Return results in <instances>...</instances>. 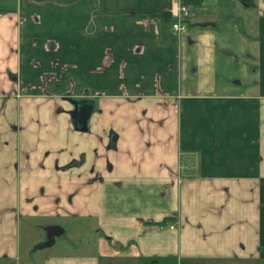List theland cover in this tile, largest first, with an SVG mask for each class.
Wrapping results in <instances>:
<instances>
[{"label":"crops","instance_id":"crops-1","mask_svg":"<svg viewBox=\"0 0 264 264\" xmlns=\"http://www.w3.org/2000/svg\"><path fill=\"white\" fill-rule=\"evenodd\" d=\"M27 218L99 228L42 264H264V0H0V264Z\"/></svg>","mask_w":264,"mask_h":264},{"label":"rangeland","instance_id":"rangeland-1","mask_svg":"<svg viewBox=\"0 0 264 264\" xmlns=\"http://www.w3.org/2000/svg\"><path fill=\"white\" fill-rule=\"evenodd\" d=\"M41 219L27 218L20 222V261L19 264H42L48 255L65 256L70 254H97L98 226L91 219L78 218ZM59 225L64 233L55 238L53 246L41 249L39 245L45 242L44 226ZM103 264V263H101Z\"/></svg>","mask_w":264,"mask_h":264},{"label":"water","instance_id":"water-1","mask_svg":"<svg viewBox=\"0 0 264 264\" xmlns=\"http://www.w3.org/2000/svg\"><path fill=\"white\" fill-rule=\"evenodd\" d=\"M73 104V109L70 112L71 118L74 124L77 126L79 131L87 130V121L92 111V106L79 105L77 101H71ZM46 233V240L39 245V248L44 249L54 245L55 238L62 235L64 230L57 225H49L44 228Z\"/></svg>","mask_w":264,"mask_h":264},{"label":"built area","instance_id":"built-area-1","mask_svg":"<svg viewBox=\"0 0 264 264\" xmlns=\"http://www.w3.org/2000/svg\"><path fill=\"white\" fill-rule=\"evenodd\" d=\"M175 5L176 6L170 10V16L172 19L171 29L178 34L187 30L186 20L190 16V10L186 5L180 3Z\"/></svg>","mask_w":264,"mask_h":264},{"label":"flooded vegetation","instance_id":"flooded-vegetation-1","mask_svg":"<svg viewBox=\"0 0 264 264\" xmlns=\"http://www.w3.org/2000/svg\"><path fill=\"white\" fill-rule=\"evenodd\" d=\"M79 105H82V104H79Z\"/></svg>","mask_w":264,"mask_h":264}]
</instances>
